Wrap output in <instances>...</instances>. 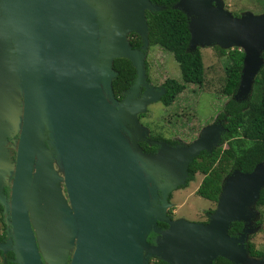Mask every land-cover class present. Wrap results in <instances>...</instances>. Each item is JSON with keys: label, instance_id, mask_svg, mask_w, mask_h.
<instances>
[{"label": "water", "instance_id": "1", "mask_svg": "<svg viewBox=\"0 0 264 264\" xmlns=\"http://www.w3.org/2000/svg\"><path fill=\"white\" fill-rule=\"evenodd\" d=\"M175 7L189 17L190 48L245 52L235 93L244 100L264 62V13L235 15L225 0ZM161 8L152 0H0V192L13 176L5 209L12 233L0 247H11L17 264H214L219 256L264 264L247 247L261 217L264 159L223 178L207 222L168 213L171 192L187 184L194 158L219 144L226 118L186 145L161 140L147 152L139 143L150 134L140 114L165 93L146 84L140 96L150 47L146 11ZM132 32L142 50L132 46ZM119 57L137 71L122 100L113 90ZM17 134L14 158L8 139ZM234 221L245 224L239 235L229 232Z\"/></svg>", "mask_w": 264, "mask_h": 264}, {"label": "trees", "instance_id": "2", "mask_svg": "<svg viewBox=\"0 0 264 264\" xmlns=\"http://www.w3.org/2000/svg\"><path fill=\"white\" fill-rule=\"evenodd\" d=\"M160 5L159 10H147L146 15L149 23L150 46L158 44L164 49L173 53L179 63L182 78H166L163 86L166 93L161 101L165 105L172 104L180 94H182L190 84L201 87L205 83L206 65L202 47L192 49L189 46L191 33L189 29V17L181 9L175 7L179 0H152ZM235 15H239L235 13ZM129 39L133 47H141L143 40L140 34L132 32ZM219 51V57L223 61L225 79L220 88V92L228 96V100L223 104L218 118H226V131L222 134L219 145L212 151L203 150L189 165V179L186 185L196 179L198 173L203 174L197 193L212 201L218 202L222 191L223 178L235 169L241 171H252L255 165L264 159V62L256 76L253 90L244 100L235 98V93L239 87L245 52L240 47L223 48L213 45ZM210 47V46H207ZM264 58V51L262 53ZM149 72V65L146 63ZM114 68L117 75L113 80V90L115 95L122 100L127 91L132 87L137 77V71L133 63L125 57L116 58ZM146 113L140 114L143 117ZM151 130V129H150ZM155 139H164L173 142L171 137L163 134L153 133ZM145 144V150H155L156 146ZM226 144V146H224ZM173 193L170 194L172 200ZM217 205V204H216ZM262 215L257 220V225L264 221V188L261 190L257 203ZM216 208V207H215ZM215 208L207 210L210 215ZM169 214L174 215L170 208ZM159 226L163 229L168 224L159 221ZM243 221H234L230 227V234L239 235L244 228ZM156 234L152 232L148 240L155 242ZM250 235L247 241L249 252L253 256H264V250L259 249ZM150 264H172L160 258H154ZM214 264H236L226 257L219 256L214 260Z\"/></svg>", "mask_w": 264, "mask_h": 264}, {"label": "rangeland", "instance_id": "3", "mask_svg": "<svg viewBox=\"0 0 264 264\" xmlns=\"http://www.w3.org/2000/svg\"><path fill=\"white\" fill-rule=\"evenodd\" d=\"M225 8L239 15L245 11L260 14L264 13V0H225ZM202 51L206 65L204 85L198 87L190 84L170 105H165L160 99L150 103L146 114L141 117V123L146 124L154 134L166 137L180 135L182 138L196 136L203 127L213 123L228 100V96L220 92L225 71L219 51L214 46L202 47ZM148 61L154 83H162L168 77L182 78L179 63L173 53L160 45L150 46ZM203 176L198 173L189 185L173 191L171 201L174 205L171 208L175 218L185 217L191 221L203 222L208 217L207 210L216 207L215 201L197 193ZM251 235V240L257 247L264 250V221Z\"/></svg>", "mask_w": 264, "mask_h": 264}, {"label": "flooded vegetation", "instance_id": "4", "mask_svg": "<svg viewBox=\"0 0 264 264\" xmlns=\"http://www.w3.org/2000/svg\"><path fill=\"white\" fill-rule=\"evenodd\" d=\"M139 49L142 50V46L139 47ZM143 51L146 54V63L149 65V69H150V62L148 61L150 47H148L146 50H143ZM163 83H158V84L154 83L152 78H151V76H150V70H149V72L147 70V78L145 79V81H144V83L142 85L140 96H142L143 92L145 91L146 84L148 85L149 89H153L154 92H159V91L164 89L165 93H166V89L163 86ZM128 91H127V93H128ZM163 95H162V97H163ZM162 97H161V99H162ZM219 114L220 113L218 112L217 115H216V118L214 119L213 122L222 121L224 123V118H218ZM140 119H141V117H140ZM141 122H142V120H141ZM144 125H146V124H144ZM146 127H148V126L146 125ZM199 133L196 136H192V137L188 135L186 138H182L180 135H174V136H171L172 140H174V141L170 142V141H167V140H164V139H155L154 137H152L151 130H150V134H147L146 137L140 139L139 143H140L141 146H143L144 150H145V144L144 143H147L150 146H154V144L157 145L155 150L147 151V152H156L158 150V148H159V142L161 140L167 141V142L171 143L174 146L186 145V144H189L191 141H193L199 135ZM18 139H19V135L18 134L15 135V136H10L9 139H8V146H9V149L11 150L12 155H13L14 158H16V153H15V149L13 148V145H16ZM224 146H226V144ZM189 175H190V172H189ZM12 179H13V176L8 175L7 178H5L3 180L2 189H1V192H0V245L5 244L11 238L10 234L12 233L11 222L10 221H9V223L7 222V216L9 215L10 211H6L5 210L7 204H10L11 200H12ZM63 187H64V189H63L64 193L66 194L65 186H63ZM171 193H173V192H171ZM168 213H169V211H168ZM171 217L175 218L174 215L171 216ZM209 217H210V215H208L207 219H205L204 222H207L209 220ZM9 220H10V217H9ZM12 245H13V243H12ZM15 258H16L15 253L11 249V247L7 246L6 249L3 248V247H0V264H17L15 262Z\"/></svg>", "mask_w": 264, "mask_h": 264}, {"label": "clouds", "instance_id": "5", "mask_svg": "<svg viewBox=\"0 0 264 264\" xmlns=\"http://www.w3.org/2000/svg\"><path fill=\"white\" fill-rule=\"evenodd\" d=\"M189 179V178H188Z\"/></svg>", "mask_w": 264, "mask_h": 264}]
</instances>
